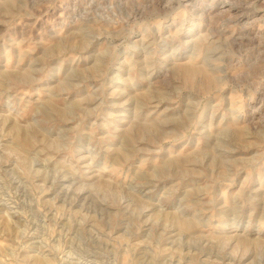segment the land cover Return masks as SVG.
I'll use <instances>...</instances> for the list:
<instances>
[{
	"label": "rangeland",
	"instance_id": "1",
	"mask_svg": "<svg viewBox=\"0 0 264 264\" xmlns=\"http://www.w3.org/2000/svg\"><path fill=\"white\" fill-rule=\"evenodd\" d=\"M0 264H264V0H0Z\"/></svg>",
	"mask_w": 264,
	"mask_h": 264
}]
</instances>
